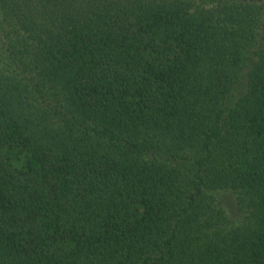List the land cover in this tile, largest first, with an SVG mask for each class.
Masks as SVG:
<instances>
[{"label": "trees", "instance_id": "obj_1", "mask_svg": "<svg viewBox=\"0 0 264 264\" xmlns=\"http://www.w3.org/2000/svg\"><path fill=\"white\" fill-rule=\"evenodd\" d=\"M0 264H264V0H0Z\"/></svg>", "mask_w": 264, "mask_h": 264}]
</instances>
